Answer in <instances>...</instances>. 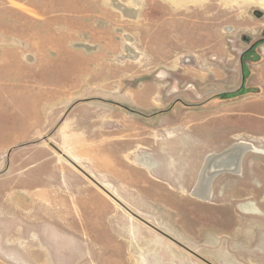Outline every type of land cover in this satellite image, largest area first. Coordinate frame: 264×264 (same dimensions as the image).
<instances>
[{"label": "rangeland", "instance_id": "374dc122", "mask_svg": "<svg viewBox=\"0 0 264 264\" xmlns=\"http://www.w3.org/2000/svg\"><path fill=\"white\" fill-rule=\"evenodd\" d=\"M263 25L264 0H0V264H264Z\"/></svg>", "mask_w": 264, "mask_h": 264}, {"label": "bare ground", "instance_id": "6f19581e", "mask_svg": "<svg viewBox=\"0 0 264 264\" xmlns=\"http://www.w3.org/2000/svg\"><path fill=\"white\" fill-rule=\"evenodd\" d=\"M246 146L248 147L249 145L238 143L232 149L226 150L221 154L208 156L192 194L202 199H208L211 189L210 185L215 176L222 172H234L235 169L240 168L241 165L238 164V158L240 152Z\"/></svg>", "mask_w": 264, "mask_h": 264}, {"label": "crops", "instance_id": "0c3cea01", "mask_svg": "<svg viewBox=\"0 0 264 264\" xmlns=\"http://www.w3.org/2000/svg\"><path fill=\"white\" fill-rule=\"evenodd\" d=\"M260 34H262L261 37H260ZM253 35H255V34H253ZM257 35H259V36H257V41H255V42H258V43L254 42L250 47L245 49L240 55L241 70L245 67V65L243 64L244 63L243 60L247 54H251V56H252L253 51H255L259 54H261L262 52L264 53V25L261 28L260 32L259 33L257 32ZM242 89H243V84L241 85V88L239 90H236L235 92L242 91ZM210 155H213V154H210ZM214 155H218V154H214Z\"/></svg>", "mask_w": 264, "mask_h": 264}, {"label": "water", "instance_id": "95a60500", "mask_svg": "<svg viewBox=\"0 0 264 264\" xmlns=\"http://www.w3.org/2000/svg\"><path fill=\"white\" fill-rule=\"evenodd\" d=\"M257 16H262V12L261 11H256L255 12ZM100 186V185H99ZM101 187V186H100ZM103 190H105L103 187H102ZM106 191V190H105ZM108 193V192H107ZM111 195V194H109Z\"/></svg>", "mask_w": 264, "mask_h": 264}]
</instances>
